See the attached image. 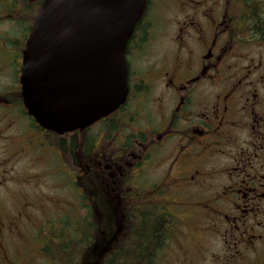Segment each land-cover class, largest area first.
Instances as JSON below:
<instances>
[{
    "label": "flooded vegetation",
    "instance_id": "af4514ba",
    "mask_svg": "<svg viewBox=\"0 0 264 264\" xmlns=\"http://www.w3.org/2000/svg\"><path fill=\"white\" fill-rule=\"evenodd\" d=\"M42 2L0 0V141L19 147L26 141L15 137H30L18 153L0 147V264H10L4 235L28 247L29 210L39 205L14 197L16 212L2 216L5 182L38 184L25 170L8 175L19 155H56L64 183L94 182L110 204L100 218L109 212L117 227L132 220L158 238L150 264H264V44L253 7L145 0L124 51L125 99L85 129L56 136L35 124L21 96L22 53ZM193 240L210 246L208 258L192 251Z\"/></svg>",
    "mask_w": 264,
    "mask_h": 264
},
{
    "label": "water",
    "instance_id": "95a60500",
    "mask_svg": "<svg viewBox=\"0 0 264 264\" xmlns=\"http://www.w3.org/2000/svg\"><path fill=\"white\" fill-rule=\"evenodd\" d=\"M145 0H44L20 76L27 114L58 135L82 130L127 92L124 51Z\"/></svg>",
    "mask_w": 264,
    "mask_h": 264
},
{
    "label": "rangeland",
    "instance_id": "374dc122",
    "mask_svg": "<svg viewBox=\"0 0 264 264\" xmlns=\"http://www.w3.org/2000/svg\"><path fill=\"white\" fill-rule=\"evenodd\" d=\"M248 1L251 4L256 5V7H260L259 9H264V0ZM22 123V127H25L28 124L25 121ZM21 138H14V140L18 142L26 141L23 145L20 144L21 146L19 147L10 145L9 143H6L4 146V143L2 145V141H0V147L5 148L7 151L18 153L30 139V137H26L22 140ZM53 158L55 159H48L46 161H42L41 159L38 161H29L26 157L20 158L19 155L17 158L9 162V165L12 166V173H8V175L11 178H15L14 176L17 175L18 170H25L29 175L38 176V184L33 188L34 191L33 189H18L19 184H16L15 182H5L6 185L4 187L10 190H7L4 194L8 199L4 200V196L1 198V212L4 218H11L17 210L14 197L27 198L29 201H34L36 204H39L34 210H29L33 216V225L25 227L24 230L25 235L29 239V241H27V248L23 247L19 239L17 240L15 236L11 234L4 235V237L1 238L3 241L2 246L6 247L4 253H6V256L11 259L13 264H49L50 261H54L55 264H66L67 258H64V260H61L60 257L55 259L53 255L54 249L52 247L55 246V243L52 241L51 237L55 234L68 232V229L64 228L63 225L70 226L73 222H77L81 225V221L78 218L83 219L87 216L88 210L85 203L88 205V202L86 197L84 195L82 196L73 184L63 182V165L60 164L59 159H57L56 156ZM87 220H89V218ZM73 225L77 226L76 223H73ZM75 237L78 238L79 241L81 240V245H84L87 243L86 241L89 240L87 237L84 239L81 233H78ZM182 239V242H178L182 243L179 247H181L183 251H187V248L191 244L185 240L184 236ZM72 240L73 244H75V239H72L70 235V241ZM73 244L70 245L73 246L76 251L78 247ZM47 245H49V247H46ZM192 251L197 252L199 259L208 258L210 246L204 245L202 241L193 240ZM167 252L168 251L164 254L166 255ZM75 255H77V251ZM167 259L168 261L171 259L169 253ZM171 260L179 261L177 252L174 253Z\"/></svg>",
    "mask_w": 264,
    "mask_h": 264
},
{
    "label": "trees",
    "instance_id": "16d2710c",
    "mask_svg": "<svg viewBox=\"0 0 264 264\" xmlns=\"http://www.w3.org/2000/svg\"><path fill=\"white\" fill-rule=\"evenodd\" d=\"M259 8L254 5L252 15L255 32L264 43V9ZM80 182L79 187L88 200L86 206L87 216H89L83 219L78 218L81 225L77 222H73L77 226L73 223L70 226L63 225L68 232L52 236L51 239L55 243V246H52L54 257L56 259L60 257L61 260L67 258L66 264H150L158 250L156 246L158 238L145 233L143 225H132V220H118L117 227L109 212H106L107 216L100 218L102 211H105L110 204L105 202L103 196H100L94 182H84L82 179ZM78 233H81L84 239L89 238L88 241L85 240L87 243L81 245V240L75 237ZM70 235L72 239H75V244L73 240L70 241ZM70 244L77 245V255H75V248ZM100 246L108 249L102 250Z\"/></svg>",
    "mask_w": 264,
    "mask_h": 264
}]
</instances>
